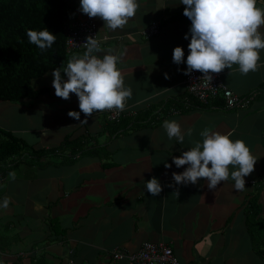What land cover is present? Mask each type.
<instances>
[{
  "label": "crops",
  "instance_id": "0c3cea01",
  "mask_svg": "<svg viewBox=\"0 0 264 264\" xmlns=\"http://www.w3.org/2000/svg\"><path fill=\"white\" fill-rule=\"evenodd\" d=\"M66 2V23L88 17L79 10L80 0ZM137 2L135 17L123 29L111 31L102 19L92 18L98 36L106 38L94 54L120 56L117 67L132 90L120 119L108 121L105 111L86 123L82 112L80 120L69 117V110L80 111L78 97H57L52 72L32 80L34 87L45 88L38 96L0 100V128L27 145L44 150L67 137L90 148L76 157L51 153L10 164L0 181V205L10 201L0 207V264H106L112 250L134 252L144 241L169 246L178 264H264L257 251L261 230L254 228L264 221V50L258 71L242 75L233 65L221 72L237 95L258 90L247 106L183 109L191 39L185 6L180 0ZM256 6L263 9L264 0ZM154 21L158 33L144 37L141 30ZM259 31L264 38V25ZM176 46L184 50L179 65L172 60ZM84 52L68 54L64 66ZM61 76L67 79L63 71ZM165 120L178 122L184 133L192 129L191 136L182 144L168 139ZM205 128L244 141L257 158L244 191L235 190L231 178L215 190L204 179L187 185L173 181L172 173L187 167L177 168L173 157L202 142ZM152 177L162 185L158 196L146 190ZM114 264L129 263L121 258Z\"/></svg>",
  "mask_w": 264,
  "mask_h": 264
},
{
  "label": "clouds",
  "instance_id": "9594fccd",
  "mask_svg": "<svg viewBox=\"0 0 264 264\" xmlns=\"http://www.w3.org/2000/svg\"><path fill=\"white\" fill-rule=\"evenodd\" d=\"M184 7L183 15L191 21L189 32L187 68L184 74L193 71L203 73V78L212 80V74H219L224 69L238 65V71L247 75L258 71L262 66L260 50H264V38L259 31L264 25V9L256 6L257 0H180ZM139 8L137 0H80L79 10L89 18L99 17L104 26L115 31L123 29L129 19L134 18ZM28 41L41 51L50 48L56 35L47 28L36 31L27 30ZM188 39V33L185 34ZM83 46L86 51L82 57L69 59L61 76L60 68L52 72V86L55 95L69 99L75 94L79 101V110H69V117L80 120V113L85 119L100 111L121 112L126 109V101L131 98L132 90L125 87L124 77L117 64L120 56L105 54L102 58L94 53L102 51L100 41L89 35ZM172 60L177 65L184 61V50L176 46ZM165 78H168L165 73ZM163 128L168 139H175L182 144L185 135L191 136L192 129L184 133L175 120H165ZM202 142L196 141L194 147L173 157L177 168L187 166L182 172H173L175 184H197L201 179L207 181V187L215 190L221 182L234 181V189L245 190V177L254 171L257 158L242 140H231L230 134L212 132L208 128L201 131ZM171 164L165 163L166 168ZM230 167L235 169L230 172ZM15 173L9 176L15 179ZM146 190L151 196H158L162 185L158 178L145 181ZM172 187V184L168 185ZM8 198L0 207L7 208Z\"/></svg>",
  "mask_w": 264,
  "mask_h": 264
},
{
  "label": "trees",
  "instance_id": "16d2710c",
  "mask_svg": "<svg viewBox=\"0 0 264 264\" xmlns=\"http://www.w3.org/2000/svg\"><path fill=\"white\" fill-rule=\"evenodd\" d=\"M66 10V0H0V100L34 98L45 88L34 87L33 79L53 72L55 68L63 71L64 61L70 54L65 52L63 45ZM45 28L56 35V40L50 48L41 51L28 41L27 30ZM195 103L197 107L210 106ZM83 144L79 139L65 137L60 145L43 150L27 145L10 131L0 128V177L11 163L15 164L25 157L40 158L51 153H73L72 156L76 157L78 152L90 149L82 148ZM254 228L261 230L257 251L264 255V221L260 219L254 223Z\"/></svg>",
  "mask_w": 264,
  "mask_h": 264
},
{
  "label": "built area",
  "instance_id": "2783aa9c",
  "mask_svg": "<svg viewBox=\"0 0 264 264\" xmlns=\"http://www.w3.org/2000/svg\"><path fill=\"white\" fill-rule=\"evenodd\" d=\"M264 9V8H263ZM64 49L66 53L86 51L83 46L86 38L91 35L100 43L106 39L99 37L95 22L92 18L85 17L72 22H65ZM159 31L158 22L154 21L141 30L144 37H150ZM185 97L181 101L183 109L198 104L219 105L223 108L245 107L255 96V91L246 95H237L222 81L221 73L212 74V80L203 78V73L193 71L182 78ZM171 113L177 109L171 108ZM125 113L105 110L106 118L115 121ZM135 112H130L134 114ZM1 181V177H0ZM126 258L129 264H178L169 246L161 241H144L134 252L124 253L114 249L110 253V260L106 264H114L118 259Z\"/></svg>",
  "mask_w": 264,
  "mask_h": 264
}]
</instances>
